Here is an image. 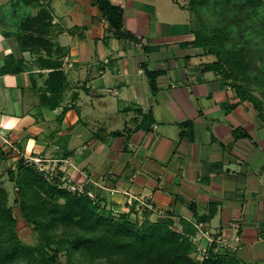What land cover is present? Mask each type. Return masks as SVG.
Listing matches in <instances>:
<instances>
[{"label": "crops", "instance_id": "obj_1", "mask_svg": "<svg viewBox=\"0 0 264 264\" xmlns=\"http://www.w3.org/2000/svg\"><path fill=\"white\" fill-rule=\"evenodd\" d=\"M120 2L123 30L136 40L118 36L92 0H0L1 149L8 161H58L63 187L82 183L132 221L168 218L190 237L203 223L226 237L224 263L264 264V120L208 67L215 56L191 44L197 18L187 6ZM41 7L51 15L47 38L63 51L66 86L54 108L39 99L44 51L22 50L8 27Z\"/></svg>", "mask_w": 264, "mask_h": 264}, {"label": "trees", "instance_id": "obj_2", "mask_svg": "<svg viewBox=\"0 0 264 264\" xmlns=\"http://www.w3.org/2000/svg\"><path fill=\"white\" fill-rule=\"evenodd\" d=\"M33 0H16L29 3ZM103 18L120 37L136 40L123 30L122 7L110 0H92ZM215 5L231 8L232 27L247 23L243 16L263 11L264 0H189L187 8L194 14L202 6ZM197 18V17H196ZM51 21L50 12L41 7L35 15H27L17 23L15 37L22 50H43L36 61L49 69L45 90L40 102L54 108L59 105L66 86V76L61 70L63 51L55 48L47 38ZM251 29L257 32L252 24ZM9 35L10 33H5ZM191 44L202 47L215 56L208 65L227 80L228 76L243 79L233 87L236 96L247 100L264 120L261 101L245 85L246 63L242 50L226 49L229 33L221 26L210 28L201 19ZM4 67H9L8 62ZM227 67L228 72L224 73ZM20 70V69H18ZM5 72L6 70H2ZM150 85L155 91L156 74L149 73ZM48 93V95H47ZM114 134H120L116 132ZM9 152L0 147V165L7 161ZM14 168L7 169L8 179L15 186L14 202L26 223L38 237L35 246L23 244L15 231L16 218L9 205V194L0 183V264H61L59 254H64L67 264H228L220 258L225 254L210 253L206 260H196L190 236L177 231L173 221L160 218L132 221L128 214H114L86 195H77L62 186L59 178L48 180L23 157L13 160ZM231 264V263H229Z\"/></svg>", "mask_w": 264, "mask_h": 264}, {"label": "rangeland", "instance_id": "obj_3", "mask_svg": "<svg viewBox=\"0 0 264 264\" xmlns=\"http://www.w3.org/2000/svg\"><path fill=\"white\" fill-rule=\"evenodd\" d=\"M185 6H188L189 0H178ZM264 9V8H263ZM26 13L20 12L18 16L11 17L9 28L17 29V23L25 16ZM234 12L231 8H224L215 5L202 6L197 10V26L201 19L208 27L213 28L221 26L229 33V40L226 43V49L242 50V54L246 63L245 85L251 91V94L257 97L264 109V10L257 11L255 14L250 16H243L247 19V23H242L238 27H232L230 24V18H232ZM252 24L257 32H253L251 29ZM224 73L228 72L227 67L224 68ZM227 76L226 74H223ZM242 77H232L228 76L227 80L234 86L236 84L242 83ZM10 159L9 161H4L0 165V183L6 188L9 194L8 203L13 208L14 216L16 218L15 231L18 238L23 244L35 246L38 244L39 240L37 234L31 225L25 222L22 218L18 205L14 202L15 186L8 179L7 169L14 168V163ZM58 261L61 264H67L66 257L64 254H59Z\"/></svg>", "mask_w": 264, "mask_h": 264}, {"label": "built area", "instance_id": "obj_4", "mask_svg": "<svg viewBox=\"0 0 264 264\" xmlns=\"http://www.w3.org/2000/svg\"><path fill=\"white\" fill-rule=\"evenodd\" d=\"M116 5L122 6L120 0H116ZM64 63L68 67L73 66V62L70 60V58L67 56L64 58ZM143 69H139V73H142ZM115 92V91H114ZM6 142V141H5ZM21 157H23L24 161L27 164L33 165L39 172L43 173L45 177L48 180H54L56 178H63L64 172L62 171L61 166L58 164V161L56 160H50L46 159L40 156H33V155H24L22 154ZM63 163L70 164L69 160H63ZM62 174V176H61ZM67 189H69L72 193H75L77 195H86L90 199L96 201V195L93 191L85 189L84 185L82 183H74L69 184L67 186ZM139 201L140 207L144 208L148 212H154L156 209L154 208L151 201L147 200H141L137 199ZM128 203H132L131 199H127ZM159 214H161V211H157ZM195 229L197 230V233L190 237L192 243L194 244V250H193V257L196 260L202 261L209 258L210 253L213 252L215 254H222L227 253L228 249H230V246L228 245L227 239L224 235L220 233H214L210 234L204 227L203 223H195L194 224ZM177 231H181V229L177 226H175ZM204 239L205 244H201L200 241Z\"/></svg>", "mask_w": 264, "mask_h": 264}]
</instances>
